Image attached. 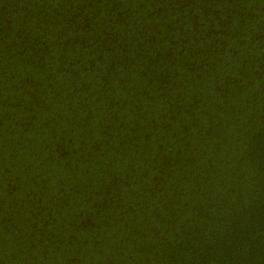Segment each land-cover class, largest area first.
I'll return each instance as SVG.
<instances>
[{"label": "trees", "instance_id": "obj_1", "mask_svg": "<svg viewBox=\"0 0 264 264\" xmlns=\"http://www.w3.org/2000/svg\"><path fill=\"white\" fill-rule=\"evenodd\" d=\"M0 264H264V0H0Z\"/></svg>", "mask_w": 264, "mask_h": 264}]
</instances>
